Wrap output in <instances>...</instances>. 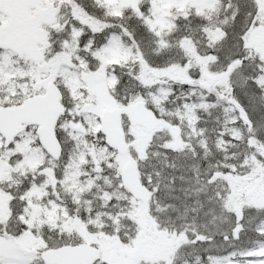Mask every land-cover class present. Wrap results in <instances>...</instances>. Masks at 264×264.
<instances>
[{"label":"snow or ice","instance_id":"6c2138e0","mask_svg":"<svg viewBox=\"0 0 264 264\" xmlns=\"http://www.w3.org/2000/svg\"><path fill=\"white\" fill-rule=\"evenodd\" d=\"M0 264H264V0H0Z\"/></svg>","mask_w":264,"mask_h":264}]
</instances>
